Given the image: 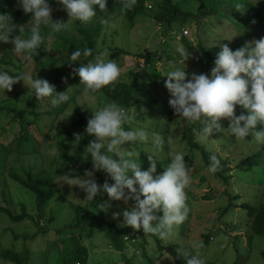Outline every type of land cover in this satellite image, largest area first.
I'll use <instances>...</instances> for the list:
<instances>
[{
    "label": "trees",
    "instance_id": "16d2710c",
    "mask_svg": "<svg viewBox=\"0 0 264 264\" xmlns=\"http://www.w3.org/2000/svg\"><path fill=\"white\" fill-rule=\"evenodd\" d=\"M16 5L14 0H0V14L10 15L14 25L25 26L27 25L30 16L26 15L22 10L18 8L17 0ZM183 1L191 0H180V4ZM200 6L196 14L191 13L190 10H184L179 2L175 0H158V2L148 9L146 7L147 0H135V3L131 9L121 10L122 0H107L106 9L104 11H97L96 16L87 25H82L78 21H73L67 31H62L60 33H49L47 28L42 29L41 36L42 42L40 46L36 49L32 55L31 60H20V65L18 68V73H12L8 71L9 75L15 76L26 72L25 66L29 63L34 66H41L43 69H48L50 74L54 79L48 82L55 86L57 93L65 92L69 88H79L80 80L76 76L72 69L79 67V65H72L65 61L67 56L71 54L75 49H80L81 51L87 47L93 50L92 55L94 56L96 50L99 49L98 40L102 36L104 27L110 22L116 20L118 17L122 18L123 23L128 27V30L134 28L136 23L141 22L140 16L146 15L149 21H153L159 28L162 29L164 35L175 39L176 37H181L183 40L187 41L186 37L189 35L191 37H203L204 35L213 34L216 39H220L217 34L223 36V26L226 21L233 24V27L238 31L236 39L238 45L230 49L236 50L241 47V43L245 42L251 37L261 36L264 37V3L262 5H256L250 3L249 0H239L243 4V7L239 10L232 9L230 15L226 16L224 12V3L222 0H198ZM260 1V0H259ZM264 1V0H261ZM234 2H237L234 1ZM49 6L52 8V19L62 22H67L68 16L66 11H61L59 13V4L55 0H48ZM261 6V8H259ZM58 11V12H57ZM151 12V15H148ZM195 20V21H194ZM194 24V32L192 33L191 27L188 31H185L186 36L178 35L175 33L176 28H186V23ZM259 22V23H258ZM256 26V29L253 28ZM27 29H25V34ZM18 32L12 34L14 37L18 35ZM198 34V35H197ZM199 36V37H198ZM12 37H10L11 39ZM52 40L51 50L46 48V41L48 39ZM202 39L198 40L197 44V57L193 63V66L197 62H201L202 59L205 60L206 70L210 72L212 68L215 56H212V52L208 51ZM164 43L168 44L169 41L165 40ZM189 44V41L187 42ZM170 46V45H169ZM243 46V45H242ZM109 52V58L111 60H118L125 56L133 55L135 60L142 62L143 67L138 73L135 74V78L131 77L127 80L118 79L113 85H109L101 89L95 94V98L98 100L99 105L115 102L118 106L124 108L133 109V124L131 126L144 128L149 133H152L154 128L150 123H148L149 116L156 115L161 119H165L166 122L171 123L179 117L174 113L171 107H165V102H160L158 99L154 98L150 94V89L160 86L159 83H164L161 77L165 71L166 66H175L177 61H175L174 56L170 53L175 51L170 47V50H164L168 53L170 58L167 63L161 65L164 70H160L158 63L160 62L162 55L159 48L155 49L153 52H137L132 53L126 49L105 46ZM219 49V48H214ZM213 50V48H212ZM217 53V52H216ZM215 53V54H216ZM21 57V56H20ZM202 59H201V58ZM92 56L88 58L81 57V62H86L87 59H91ZM170 66L168 70L172 67ZM194 67H192L193 69ZM195 70H190L189 73ZM205 71H200L204 73ZM144 77L145 79L141 78ZM162 80V81H161ZM127 81V82H126ZM22 82H18L13 85V89L20 85ZM71 100L68 104L73 105V120L68 124L62 134L59 136H54L55 140L66 145H77L81 148L87 146L89 140L93 137L87 134L80 133L84 130L86 126L87 119L90 118L91 112H87L86 109L81 108L77 103L76 99L80 96V89H70L69 90ZM166 94L170 96L168 90L166 89ZM67 104V105H68ZM67 106L63 105L52 108L46 102H39L35 96L32 100L27 102L25 108L18 109L9 105H1L0 111L6 112L7 115L12 116L13 122H16L20 128L17 136L8 145L4 146L3 152L5 158L15 153L16 156L21 157L23 155L37 154L39 151L38 147L43 144L44 141L49 139L48 123L42 126L41 123L46 120L54 123L57 116L61 114L66 109ZM65 108V109H64ZM42 112V113H41ZM152 115H149L151 114ZM247 114L246 111L239 109L237 106L234 108V115L238 116L240 114ZM30 118V119H29ZM46 118V119H45ZM225 128L229 126V122L226 119L220 121ZM124 127L127 129L130 125L125 124ZM192 128L189 130L191 133H183L182 140L186 143V155L184 157L185 163L194 160L197 161V155L195 152H200L202 156V161L207 167L209 164V156L212 155L211 152L207 150V144H199L196 141V130L198 126L193 124ZM74 133H79L82 136L80 143L73 142ZM42 139H41V138ZM37 145H39L37 147ZM129 145V144H128ZM2 145L0 144V147ZM145 144L141 146L142 152L140 153V166L142 170L148 168V160L145 150ZM169 145L164 144V150L168 151ZM213 153V152H212ZM78 158V165L80 166V171L71 172L69 170L63 169L61 167H56V173L58 176H65L68 178H76L79 175L83 177L85 170L92 169L91 159L87 161L84 160L85 157L80 152L76 153ZM83 160L82 163L79 160ZM155 159V157H154ZM168 160L160 159L157 160V167L159 174L164 170ZM228 163V162H227ZM1 164V165H2ZM226 164V163H225ZM9 165V162H8ZM230 165V164H229ZM226 164L223 170H228L230 172L231 166ZM264 166V145L258 152L246 156L245 159L241 160L236 168L241 172L257 170L260 166ZM222 170L216 171V176L228 183V179L222 175ZM8 175L11 177L13 183L16 187L26 190L33 199V204L28 206L25 202H19L16 206L19 208L17 212L15 208L0 206V214L3 215L12 224H19L23 221L29 220L37 230L33 233H23L15 234L12 233V241L21 242L20 250L13 251L11 247L3 249L0 252V259L7 264H40V260H43L42 264H47L44 262L45 254L35 252L34 248L38 240L42 237H47L51 234L53 228L52 224L55 220V212L49 207V202L55 198L56 185L53 182L49 183L46 178H41L39 174L35 175L34 168L28 167L26 170H22L19 174L13 167L7 170H3L0 173L2 175ZM100 176V174H99ZM192 173L190 177L192 178ZM51 177V176H50ZM52 178V177H51ZM52 180V179H51ZM108 181L113 183L110 178ZM203 181V180H202ZM98 185L103 184L102 178L97 181ZM192 194V193H191ZM194 195V194H193ZM226 207L223 209L220 217L226 215L232 208H240L246 211V216L244 215V225L241 222L225 226L229 229V232L238 234L241 228H244L246 232H250L252 238H260L264 241V202H254L253 205L247 202L238 204L239 195H233L232 193L225 192ZM195 198V195L193 196ZM3 199L6 200V196L3 194ZM107 199V194L98 195L96 200L88 201L91 204V208H77L73 220L62 226L61 229H55L52 233L58 235L62 231L70 229L73 231L72 235L69 237L68 243L65 246L68 248L66 253L60 254L58 252V264H139L140 262L135 260V255L129 257L124 252L131 245L133 250H141L143 258L148 264H155L156 262L152 260L150 253L148 252L149 241L146 240V235L142 231H134L129 227H122L115 218L110 215V212L99 206L100 203H105ZM211 201L209 195L204 194V201ZM132 202V201H131ZM236 202V203H235ZM133 203V202H132ZM31 208V209H29ZM161 213H157L160 215ZM241 218V216L239 217ZM122 214L120 215V220L122 221ZM216 230V229H215ZM76 231H78L76 233ZM225 231V230H224ZM96 232H101L102 236L106 239V247H109L108 251H100L98 253L89 250L85 241L92 239ZM217 230L215 232H208L207 236H204V241L199 245L200 247L188 252H180L174 250L169 246L162 245V240H160L156 235L147 234L153 238L157 244V251L160 254L167 255L168 253L172 256L174 264H185L187 257L195 254H201L208 247L211 240L216 236ZM129 237L130 242L126 241L125 238ZM235 242V249L239 248L240 243L238 241L241 239L240 235H236L231 238ZM238 253V250H236ZM60 254V255H59ZM93 256H96V261L93 262ZM246 260L249 259L248 254L245 255ZM262 257L264 259V251L262 252ZM160 258V257H159ZM156 261H158V259ZM240 261V260H239ZM141 264V263H140ZM237 264V263H235ZM238 264H241L240 262ZM243 264V263H242Z\"/></svg>",
    "mask_w": 264,
    "mask_h": 264
},
{
    "label": "clouds",
    "instance_id": "9594fccd",
    "mask_svg": "<svg viewBox=\"0 0 264 264\" xmlns=\"http://www.w3.org/2000/svg\"><path fill=\"white\" fill-rule=\"evenodd\" d=\"M55 2L66 11L67 22L52 19V8L48 0H17L18 8L30 16V19L27 25L18 26L13 24L10 15L0 14V43L10 42L14 56H23L25 60L30 61L42 42V29L47 28L51 34L67 31L73 21L87 25L98 10L106 9L107 4V0ZM134 3L135 0H122L121 10L131 9ZM233 7L239 10L243 4L237 0ZM15 32L19 34L13 37ZM218 45L219 51L215 55L209 74L193 72L189 75L185 69L194 70L186 63L190 53L179 49L184 60L175 61L183 66H172L162 75L167 77L164 86L170 94L168 103L184 127L191 129L193 124L198 126L197 142L210 143L214 141L211 139L213 134L226 132L236 141L251 135L253 142L264 144V37L246 43L236 50L230 49L227 44ZM92 53L93 50L87 47L82 51L75 49L65 60L69 66L79 65L72 69L79 77V88H69L65 92L57 93L54 85L28 72L12 76L0 71V93L5 95V91L10 92L14 84L23 82L28 93L52 108L68 104L71 100L70 89H80V96L94 99L101 89L113 85L118 80L122 70L115 61L107 58V49H97L94 56ZM90 56L91 59L81 62V57ZM85 105L87 104L80 107ZM237 105L246 110L247 114L234 115ZM132 113V108L120 107L115 102L91 109L84 133L93 139L89 140L83 156L86 161L91 159L92 169H86L83 177H65L64 184L82 190L85 198L81 201H94L98 195L104 193L109 201H123L125 204L132 201V206L122 212L121 226L142 231L145 235H156L160 240L167 242L173 237L174 229L189 214L185 188L190 184L192 169L186 165L184 154L169 151V162L164 166L163 172L154 175L164 144L171 146L174 143L173 138L168 137L165 141L158 133H149L144 128L131 126ZM222 119L229 122L226 129L220 123ZM125 124L130 127L126 129ZM73 136V142L79 144L81 134L74 133ZM126 142L138 144L140 149L144 144L149 145L143 151L149 154V166L146 170H142L140 166V151L135 148L130 151L124 149L122 146ZM219 167L217 156L210 155L206 170L215 173ZM95 172L107 174L113 183L109 184L105 180L103 184L98 185ZM99 206L106 209L110 204L100 203ZM158 212L161 214L157 215ZM120 215L113 213L114 218ZM185 264H204V261L195 254L187 257Z\"/></svg>",
    "mask_w": 264,
    "mask_h": 264
},
{
    "label": "rangeland",
    "instance_id": "374dc122",
    "mask_svg": "<svg viewBox=\"0 0 264 264\" xmlns=\"http://www.w3.org/2000/svg\"><path fill=\"white\" fill-rule=\"evenodd\" d=\"M224 3V12L226 16H231V10L234 8V1L236 0H222ZM158 0H147L146 7H152L155 5ZM175 2H179L178 4L184 10H190L191 13L196 14L198 12V8L200 6V2L198 0L191 1H183L180 4V0H175ZM250 3H254L256 5H262L264 1L259 0H249ZM14 4L16 5V1L14 0ZM261 8V6H259ZM59 13L63 10V7L59 6ZM57 11V12H58ZM148 15H151L149 12ZM141 22L136 23L134 28L128 30V27L123 23L122 18L118 17L116 20L110 22L108 25L104 27L102 36H100L98 40L99 49H104L105 46H114L126 49L132 53L137 52H153L155 49L159 48L161 52L162 58L158 63V67L160 70H164L161 67L162 64L167 63V59L170 58L168 53L164 50H170V47L175 51L174 53H170L174 56L175 60H184L179 49H183L186 53L189 51L190 56L186 63H189V67H194L193 69L195 73L199 74L200 71H205L207 68L205 64V60L202 59L201 62H197L195 66L192 65L191 62L196 60L197 57V44L198 40L208 47V51L212 52V56H215L216 52L219 51V43L227 44L229 48L235 47L237 42H234L238 31L231 25L229 21L225 22L223 26V36L217 34L220 39H216L213 34L204 35L203 37H191L189 35L186 37L187 41L183 40L181 37H176L175 39L164 35L161 28H159L153 21H149L148 16L145 14L140 16ZM195 21V20H194ZM259 23V22H258ZM186 28H174L175 33L178 35L186 36L185 31H188L189 27H191L192 33L194 32V24L193 22L190 24L186 23ZM256 29V26L253 30ZM198 35V34H197ZM261 36L251 37L242 45L244 46L246 43H250L254 40L260 39ZM165 40H168L169 43H164ZM189 41V44L187 43ZM52 40L49 38L46 41V48L51 50ZM170 45V46H169ZM217 45V46H216ZM13 45L9 43H0V71L4 72H12L18 73V68L20 65V60L23 61V56H14L12 53ZM213 48V50H212ZM109 58V52L108 57ZM121 67V76L118 79L127 80L131 77L135 78V74L142 69L143 64L139 60H135L133 55L125 56L118 60H114ZM172 66H166V70ZM175 66H183L182 64L176 63ZM213 67V66H212ZM26 72L32 74L36 78L45 79L48 81L54 79L50 74L48 69H43L41 66H34L32 64H27L25 66ZM139 70V71H138ZM187 73L189 71L185 69ZM166 72V71H165ZM164 72V74H165ZM191 72V73H193ZM163 74V75H164ZM205 74H209L205 71ZM190 75V74H189ZM141 78L145 79L141 76ZM163 80H166V76L161 77ZM162 81V80H161ZM127 82V81H126ZM160 86L156 88L150 89V94L152 97L158 99L160 102H165V107L169 108L170 105L168 103L170 96L166 94V88L164 83H159ZM33 96L31 93H28V89L24 86L23 82L18 85L16 88H12V90L5 91V95L0 93V104L9 105L12 107H16L18 109L25 108L27 102L31 101ZM76 103L80 106L82 104H87L83 108L86 111L91 112V109L97 108L99 105L98 100L94 99H85L82 96H79L76 99ZM70 105V106H69ZM66 109L59 116H57L54 123H51L50 120H44L41 125H47L49 130V139L43 142L42 145H37L38 153L31 155H23L21 157L16 156L15 153L11 154L7 157V159L3 162V158H5V154L1 152L4 146L8 145L14 138L17 136L20 128L16 122H13L12 116L7 115L6 112L0 111V173L3 170L10 169L13 167L19 174H21L22 170H26L28 167L34 168L35 175L39 174L41 178H46L49 183L53 182L56 185V193L55 198L49 202V207L55 212V220L52 224L53 228L61 229L63 225L71 222L75 216V212L77 208H91V204L88 201H81L85 198V193L80 190L76 186H70L64 184L65 176H58L56 173V167H61L63 169L69 170L71 172L80 171V166L78 163V158L76 153L80 152L84 154V148H81L77 145H66L59 140H55L54 136H61L64 128L70 124L73 120V105L65 104L63 107ZM237 107L241 110H244L242 107L237 105ZM91 108V109H90ZM246 111V110H244ZM42 113V112H41ZM149 115H152L149 114ZM30 119V118H29ZM46 119V118H45ZM171 123L165 121V119H161L159 116L152 115L149 116L148 123H150L155 129L153 132L160 134L167 141L168 137H172L174 143L169 146L168 151L164 150L160 153L159 159L168 160L167 153L169 151H179L184 156L186 155V143L182 140V134L185 132L187 134L191 133L190 128L184 127L180 119L175 120ZM223 128L224 125L221 124ZM192 128V127H191ZM226 129V128H225ZM80 133H84V130ZM85 134V133H84ZM41 138V137H40ZM42 139V138H41ZM214 141L210 143H200L199 144H207V150L210 151L211 154H215L220 161V169L222 170V175L228 179V183L225 184L221 178L216 176L215 173H209L206 169L205 163L202 161V156L200 152H195L197 155V161L194 158L193 162H187L186 165L192 169V178L190 179V184L185 188L186 193V204L189 208V214L187 218L174 229L173 237L165 242L162 241V245L169 246L174 250L180 252H188L190 249L195 251L197 247L196 245H200L202 241H204V236H207L208 232H215L217 230L216 236L211 240L208 247L204 250L203 253L199 254V256L203 259L204 264H235V263H243V264H264V259L262 257V252L264 251V241L260 238H252L250 232H246L244 228H241L238 234L229 232V229H226L225 226L230 223L236 224L241 222L244 225V218L246 216V211L238 208H232L226 215L220 217L223 209L226 207V199L225 192L232 193L233 195H239L240 198L237 200L238 204H242L243 202H247L253 205L254 202H264V166L261 165L257 170L241 172L237 170V164L246 158V156L254 154L261 150V147L264 144H256L252 141V136L249 135L244 139L236 141L234 137H231L226 132L215 133L211 137ZM197 141V140H196ZM129 144V145H128ZM167 144V143H165ZM145 149L149 147V145L145 144ZM168 145V144H167ZM126 150H132L135 148L140 155L142 150L139 148L138 144H130L125 143L122 146ZM213 152V153H212ZM149 154L146 153V156ZM209 158V157H208ZM9 162V165H8ZM80 163L83 160H79ZM228 162V163H227ZM231 166L229 169L230 172L223 170L226 164ZM2 164V165H1ZM190 173V174H191ZM100 174V176H99ZM158 167L156 169V173L154 175H158ZM52 178H51V177ZM96 182L102 178L103 183L105 180L108 181L107 174L102 172L94 173ZM52 179V180H51ZM203 180V181H202ZM192 193V194H191ZM3 194L6 196V200L3 199ZM106 194V193H104ZM195 195V198L193 196ZM204 194L209 195L211 197V201H204ZM25 202L28 206L33 204V199L31 195L24 189L16 187L13 183L12 179L8 175L0 176V206L3 207H11L15 208L18 212L19 208L16 206L19 202ZM105 203L110 204L109 209H106L110 212V215L113 217V213H120L132 206V202L129 201L125 204L123 201H109L107 199ZM236 203V202H235ZM31 209V208H29ZM241 216V218H239ZM247 217V216H246ZM114 218V217H113ZM115 220L121 224L120 216L116 217ZM55 229H52L53 232ZM216 229V230H215ZM37 230V227L34 226L29 220L23 221L19 224H12L8 221L3 215L0 214V252L3 249H7L11 247L13 251H19L21 242L12 241V233L15 234H25L30 233L33 234ZM62 230V229H61ZM225 230V231H224ZM47 237H42L38 241L34 248L35 252L45 254L44 262L47 264H58V252L60 254L66 253L68 248L65 246L69 241V237L72 235L73 231L70 229L62 231L60 234L56 235L52 233ZM78 231H76L77 233ZM236 235H240L241 239L238 241L240 243L239 248L235 249V242L233 237ZM126 241L130 242V238H125ZM146 240L149 241L148 252L154 253L150 254L152 260L155 261V264H174L172 256L168 253L160 254L157 251V244L153 240V238L149 235H146ZM89 250L92 252H100V251H108L109 247H106V239L102 236L101 232H96L95 236L92 239H88L85 241ZM132 246L129 245L128 249L124 252L129 257H133L135 255V260L139 261L141 264H148L147 261L142 256L141 250H133ZM238 250V253L237 251ZM59 254V255H60ZM248 254L249 259L246 260L247 257L245 255ZM160 257V258H159ZM158 259V261H156ZM96 256H93V262H95ZM240 260V261H239ZM43 263V260H40V264ZM139 263V264H140ZM0 264H6L3 259H0ZM9 264V263H7ZM124 264V263H118Z\"/></svg>",
    "mask_w": 264,
    "mask_h": 264
}]
</instances>
